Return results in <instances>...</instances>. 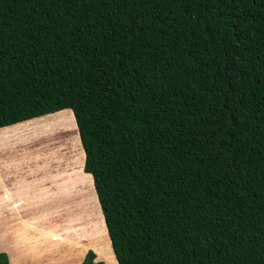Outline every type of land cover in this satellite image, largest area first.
<instances>
[{
	"label": "trees",
	"instance_id": "16d2710c",
	"mask_svg": "<svg viewBox=\"0 0 264 264\" xmlns=\"http://www.w3.org/2000/svg\"><path fill=\"white\" fill-rule=\"evenodd\" d=\"M63 110L117 264H264V0H0V128Z\"/></svg>",
	"mask_w": 264,
	"mask_h": 264
},
{
	"label": "crops",
	"instance_id": "0c3cea01",
	"mask_svg": "<svg viewBox=\"0 0 264 264\" xmlns=\"http://www.w3.org/2000/svg\"><path fill=\"white\" fill-rule=\"evenodd\" d=\"M66 113L60 111L0 128V254H6L9 264H81L90 250L97 262L109 255L104 218V229L94 218L98 199L91 193L94 209L81 205V183L89 190L91 183L94 187L91 175L77 177L75 170L67 169L57 147L49 162L47 154L36 153L37 148L30 145L32 134L35 140L41 135L31 130L34 122ZM69 113L74 116L72 111ZM83 165L84 157L82 170ZM66 195L72 198L63 210L76 215L68 223L55 208Z\"/></svg>",
	"mask_w": 264,
	"mask_h": 264
},
{
	"label": "rangeland",
	"instance_id": "374dc122",
	"mask_svg": "<svg viewBox=\"0 0 264 264\" xmlns=\"http://www.w3.org/2000/svg\"><path fill=\"white\" fill-rule=\"evenodd\" d=\"M63 111L68 112V113H66L65 116L60 115L61 114L60 113V114H57V116H50L49 118H46L44 120H39V121L34 122V126L31 128V130H33L34 132H40L41 135L35 140V136L34 134H32L31 135L32 138L30 139L31 143L30 142L29 143L30 145H34L32 149L37 148L36 153L40 151L43 155L47 154L49 156V162L51 161L50 157L54 153H56V151H54L53 153V148L57 147L56 149L60 153L59 155H61V157L65 159V162H66L65 165L67 166V169L68 167H71L73 169V172L74 170L76 171V173L75 172L74 173L77 175V177L82 176L83 178H87L88 174L84 173L81 167L83 163L84 154H83V150L80 144V139L78 136L77 127L75 123V118L74 116H72V114L69 113L71 112L70 110H63ZM46 123H50V124L46 125ZM47 126L49 127V129L46 128ZM81 173H84V174H81ZM81 185H82L81 205L83 207L91 206L94 209L95 203H94V199L91 198L92 197L91 193H93L96 201H97V197L94 191V187L92 186V183H91L90 190L87 187H85L82 183ZM79 190L80 189H78L77 191ZM70 198H72V195L71 196L66 195L64 199L60 198L59 203L55 206L57 210L59 208L61 215L62 214L64 215V219L66 223L73 222L76 218V215L72 213L71 214L65 213V210H63L65 202H67V200H69ZM98 207L100 208V206ZM98 207H97L98 213L94 218L95 220L96 219L99 220V224L103 228V225H104L102 221L103 215L101 213V209L99 210ZM61 217L62 216H60L59 219H61ZM83 219L85 218H82L81 220L83 221ZM105 231L107 232L106 227H105ZM107 235H108V232H107ZM107 241H108V247H109L110 252H109V255L106 256V258L104 257V260H102V262L104 264H117L114 258L112 249H111L112 247L109 243L108 236H107ZM97 261L98 260L96 258L95 262Z\"/></svg>",
	"mask_w": 264,
	"mask_h": 264
},
{
	"label": "bare ground",
	"instance_id": "6f19581e",
	"mask_svg": "<svg viewBox=\"0 0 264 264\" xmlns=\"http://www.w3.org/2000/svg\"><path fill=\"white\" fill-rule=\"evenodd\" d=\"M48 124H50V123H46V125H48ZM46 128H48L49 129V127L47 126Z\"/></svg>",
	"mask_w": 264,
	"mask_h": 264
}]
</instances>
